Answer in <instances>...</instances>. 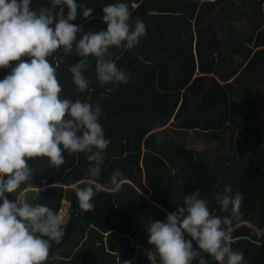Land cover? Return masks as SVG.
Returning a JSON list of instances; mask_svg holds the SVG:
<instances>
[{
	"label": "trees",
	"instance_id": "obj_1",
	"mask_svg": "<svg viewBox=\"0 0 264 264\" xmlns=\"http://www.w3.org/2000/svg\"><path fill=\"white\" fill-rule=\"evenodd\" d=\"M225 1L129 0L131 21L142 18L147 35L134 49H112L130 80L102 100L106 88L96 77L95 60L85 73L89 88L80 92L68 69L81 58L57 53L64 57L56 73L61 94L73 101L91 97L92 103L100 102L104 112L101 123L111 143L96 180L101 189L89 211L80 209L74 192V185L83 187L88 178L87 154L63 153L65 163L59 169L47 158L29 161L37 172L33 189L26 193L29 200L57 211L64 200L70 203L65 235L59 245L53 243L47 264H118L116 255L128 239L120 231L138 219H145L147 224L164 221L168 213L181 206L184 195L197 189L215 214L230 215L215 199L226 185L243 193L238 219L232 225V247L244 253L246 264H264V235L257 232L264 231L263 132L253 134L258 144L240 145L232 157L215 158L211 152L191 146L198 138L206 139L207 145L219 143L225 153L234 151V146L227 147L229 139H235L236 133L242 139L251 130L248 121L253 111H259V100L264 108V80L258 75V67L264 65V25L256 27L253 47L247 46L249 57L236 68L232 64L237 61H233L235 46L222 37V32L227 24L249 18L255 7L235 0L226 8ZM114 2L77 0L93 7L94 17L81 15L73 23L85 32L106 28L102 8ZM43 3L46 0H33L36 7ZM134 3H139L138 7ZM257 4L259 11L263 10L264 0ZM67 11L65 7V14ZM10 71V67L0 69V79ZM117 169L124 173L119 190L110 183ZM35 185L46 190L39 192ZM9 199L15 196L9 195ZM68 250L75 254L66 260L63 256ZM202 255L208 264H217L209 254Z\"/></svg>",
	"mask_w": 264,
	"mask_h": 264
},
{
	"label": "clouds",
	"instance_id": "obj_2",
	"mask_svg": "<svg viewBox=\"0 0 264 264\" xmlns=\"http://www.w3.org/2000/svg\"><path fill=\"white\" fill-rule=\"evenodd\" d=\"M94 11L77 0H46L37 7L33 0H0V69L11 68L0 79V264H47L53 243L59 245L65 235L62 214L26 195L37 175L29 161L47 158L59 169L65 163L63 153L87 154L88 178L83 187L74 185V192L80 209L89 211L95 206L94 197L101 189L96 180L111 143L101 123L103 107L92 103L91 97L73 101L61 94L56 73L64 57L57 53L81 58L68 69L80 92L89 88L85 73L95 60L96 77L106 88L102 100L130 80L112 49L137 47L147 35V25L142 18L131 21L129 0L103 6L104 29L85 32L73 23L81 15L92 19ZM123 176L117 169L110 177L117 190ZM35 187L39 192L46 190ZM200 193L197 189L184 195L181 206L164 221L148 222L152 249L147 255L152 264L157 258L160 264H193L197 258L198 264H208L202 253L217 264H246L244 253L232 247V225L238 219L243 193L226 185L216 194L221 210L230 213L223 217L210 209Z\"/></svg>",
	"mask_w": 264,
	"mask_h": 264
},
{
	"label": "rangeland",
	"instance_id": "obj_3",
	"mask_svg": "<svg viewBox=\"0 0 264 264\" xmlns=\"http://www.w3.org/2000/svg\"><path fill=\"white\" fill-rule=\"evenodd\" d=\"M232 1H235V0H226L224 3L225 7L228 8L229 4ZM241 1L244 2L243 3L244 6H246L247 4L251 6L253 4L252 7H255V9L252 10V15H250L249 18L244 19L240 23L227 24L226 28L222 32V37L228 41L233 42L235 46L237 54L235 56V60L233 61H236V60L237 61L234 63L230 61V64L232 63L236 68L242 65L241 63L244 60H247L249 57V52H248L249 49L247 46L253 47V42L256 36V31H257L256 27H258L259 25L262 27V25H264V5H262L263 10L261 11H259V8H260L259 4L256 5V3H259L261 0H241ZM33 7H36V6H33ZM262 32H264V30ZM258 72H260L258 75H263L261 80H264V65H261L258 67ZM255 85L257 86V84ZM256 106H257L256 108H259V111H253L254 113H253L252 119L248 121L249 124H251V130L246 131L245 135L243 136L244 138L241 139V134L236 133L235 139L230 138L229 141L227 142V147L231 148L234 146L233 147L235 148L234 151H231V152L228 151L227 153H225L223 152L224 151L223 147L220 148L219 143L216 144L214 142L213 145H207L206 139L200 140L198 138H195L196 140H194L191 143V146H194L200 152H211L210 154L212 157L224 158L225 156L232 157L234 153H236L237 150H239L240 145H244V144L251 145L255 141H256L255 144H258L257 143L258 137L254 136L253 134L263 132V135H264V108L262 107V102L260 100L256 104ZM243 110H247V109H243ZM240 124L242 125V123ZM240 130L237 129V131H240ZM239 136H240V139H238ZM147 226L148 224L145 222V219H141V220L138 219L136 222L132 224H128L125 227L124 231H120V229L115 228L116 230L118 229L120 232H123L124 234H126L125 235L126 238L128 237V239H124L123 243H121L122 247L116 255L115 261H117L118 264H123V262L126 260H132L133 264H152V261L148 258V255H147V253L152 249V245L148 243L149 236L146 230ZM257 231L261 235H264L263 230L257 229ZM106 240H107V237H106ZM108 244H112V243L108 242ZM71 251L72 250H68L64 252L63 257L66 260L72 259L73 255L75 254ZM155 264H160V261L158 258Z\"/></svg>",
	"mask_w": 264,
	"mask_h": 264
},
{
	"label": "built area",
	"instance_id": "obj_4",
	"mask_svg": "<svg viewBox=\"0 0 264 264\" xmlns=\"http://www.w3.org/2000/svg\"><path fill=\"white\" fill-rule=\"evenodd\" d=\"M59 212L62 214V216L65 218V225L67 224V221L70 217V203L67 200L63 201V204L59 210ZM64 225V226H65ZM258 232V231H257ZM260 234V233H259ZM261 235V234H260Z\"/></svg>",
	"mask_w": 264,
	"mask_h": 264
},
{
	"label": "crops",
	"instance_id": "obj_5",
	"mask_svg": "<svg viewBox=\"0 0 264 264\" xmlns=\"http://www.w3.org/2000/svg\"><path fill=\"white\" fill-rule=\"evenodd\" d=\"M138 5H139V3H134V7H138ZM255 51H256V50H255ZM255 51H254V52H255ZM254 52H253V53H254ZM245 66H246V65H245ZM245 66H243V67L241 68V70H243V69L245 68ZM241 70H240V71H241ZM240 71H239V73H240ZM230 82H231V81H230Z\"/></svg>",
	"mask_w": 264,
	"mask_h": 264
}]
</instances>
